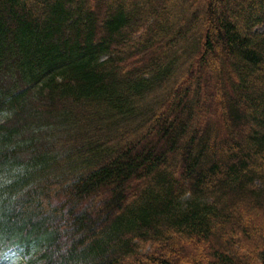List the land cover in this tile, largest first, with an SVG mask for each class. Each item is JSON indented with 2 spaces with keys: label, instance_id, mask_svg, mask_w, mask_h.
<instances>
[{
  "label": "trees",
  "instance_id": "1",
  "mask_svg": "<svg viewBox=\"0 0 264 264\" xmlns=\"http://www.w3.org/2000/svg\"><path fill=\"white\" fill-rule=\"evenodd\" d=\"M260 25L264 0H0V259L264 264Z\"/></svg>",
  "mask_w": 264,
  "mask_h": 264
},
{
  "label": "rangeland",
  "instance_id": "2",
  "mask_svg": "<svg viewBox=\"0 0 264 264\" xmlns=\"http://www.w3.org/2000/svg\"><path fill=\"white\" fill-rule=\"evenodd\" d=\"M257 30L258 31H264V25L258 26ZM180 66L181 65L176 67L177 72H175L178 74L179 80L183 79V74L185 72V68H187V65H183L182 67H180ZM1 119H2V116H0V120ZM37 251H39V249H37ZM37 251H34V253ZM33 254L28 255L21 248L20 249L13 248L10 250V252L8 253V255L6 257H3L2 259H0V264H26L28 259L31 258L33 256ZM34 264H39V262H36Z\"/></svg>",
  "mask_w": 264,
  "mask_h": 264
}]
</instances>
